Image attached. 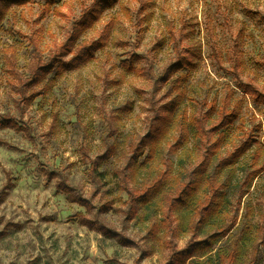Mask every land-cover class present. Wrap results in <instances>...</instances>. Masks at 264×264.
Here are the masks:
<instances>
[{"label": "rangeland", "instance_id": "rangeland-1", "mask_svg": "<svg viewBox=\"0 0 264 264\" xmlns=\"http://www.w3.org/2000/svg\"><path fill=\"white\" fill-rule=\"evenodd\" d=\"M95 1L60 0L52 7L59 13H45L44 3L34 0L14 7L0 29V191H4L0 193V264L168 261L169 248L152 250L146 238L147 220L126 217L128 206L122 199L128 195L121 189L122 177L120 186L114 176L100 182L92 178L90 169L105 152L108 134L139 138L148 133L151 117L171 99V83L158 81L157 76L175 60L174 49L177 55L187 52L196 62L181 82L184 104L191 110L193 98L221 99L227 87L235 90L232 102L257 139L240 163L250 168L256 145L262 146L264 159V104L255 101L242 82L264 91V0L106 2L99 21L79 38L81 43H105L96 59L65 73L51 92L29 83L27 65L33 53L47 61ZM132 56L137 65L152 67L156 78L127 71L122 61ZM234 58L240 61L241 78L234 71ZM176 77L171 78L173 83ZM4 118L16 121L17 127L3 126ZM239 124L240 120L231 134L237 142L245 136ZM177 141L181 146L176 150ZM165 142L160 166L172 161L178 166L179 156L191 142L181 138L177 127ZM234 145L229 142L222 154ZM111 161L103 169L111 171ZM245 199L264 211V171ZM102 226L121 233L124 242ZM189 237L178 238V248Z\"/></svg>", "mask_w": 264, "mask_h": 264}, {"label": "trees", "instance_id": "trees-1", "mask_svg": "<svg viewBox=\"0 0 264 264\" xmlns=\"http://www.w3.org/2000/svg\"><path fill=\"white\" fill-rule=\"evenodd\" d=\"M41 1L44 3L43 12L54 10L59 13L58 8L52 10V7L60 0ZM115 1L96 0L85 9L71 34L56 46L47 61L34 52L27 65L31 74L29 83L42 85L47 92H51L65 73L95 60L96 52L105 43L99 40L81 43L79 38L83 31L99 21L100 11L106 2L111 5ZM32 2L34 0H0V29L15 10L14 7ZM174 52L175 60L157 76L158 81L171 83L168 86L171 99L151 117L148 133L139 138L132 134H108L110 137L104 138L105 152L94 161L90 175L105 183L114 176L119 186L122 177L121 189L128 195L122 199L128 206L126 217L147 220L146 238L152 250L170 249V257L165 264H264V211L245 199L256 178L264 171L262 146L254 147L250 168H245L240 158L257 139L252 137L243 118H240V109L232 102L236 91L230 87L221 99L217 96L212 99L193 98L194 108L189 110L184 104L185 94L180 86L182 79H186L195 68L196 62L187 52H178V55L176 49ZM14 54L15 50L12 56ZM142 57L146 56L138 59ZM237 58L232 60L233 68L241 78ZM145 59L148 60V57ZM8 62H12L11 57ZM122 66L138 76L156 78L152 67L136 64L135 56L123 60ZM188 68L190 70L186 75L180 73L181 69ZM174 75H177L175 82L178 83L171 80ZM242 82L254 100L264 104V91L252 83ZM21 90L24 89L19 92ZM238 120L245 135L240 142L231 135ZM1 123L5 127H17V122L10 118H4ZM176 127L181 138L191 142V146L179 156L178 166L172 161L162 167L165 139ZM113 129L118 130V127ZM229 142H235V145L223 155L222 151ZM174 146L177 150L181 143L177 141ZM111 159L112 170L103 169V165ZM239 171H244V175ZM83 219L84 222L88 220L84 216ZM102 229L109 235H117L124 242L121 233L116 230L112 232L113 229L104 226ZM182 235L190 237L184 247L178 248L177 239Z\"/></svg>", "mask_w": 264, "mask_h": 264}]
</instances>
